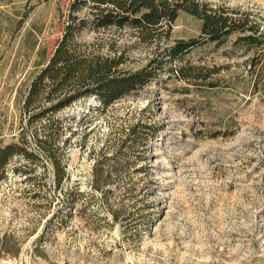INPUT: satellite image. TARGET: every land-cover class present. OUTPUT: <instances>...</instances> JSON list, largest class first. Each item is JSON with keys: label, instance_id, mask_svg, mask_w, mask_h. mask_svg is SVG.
I'll use <instances>...</instances> for the list:
<instances>
[{"label": "rangeland", "instance_id": "obj_1", "mask_svg": "<svg viewBox=\"0 0 264 264\" xmlns=\"http://www.w3.org/2000/svg\"><path fill=\"white\" fill-rule=\"evenodd\" d=\"M69 1L0 0V137L21 142L23 131L34 154L15 156L0 181V264H264V43L238 40L251 26L264 32V0H180L225 9L246 32L201 40L108 108L89 97L52 117L53 149L70 174L57 188L37 141L48 121L29 124L23 103ZM201 28L182 10L168 42L200 40ZM76 40L123 52L133 68L155 50L128 26L88 28ZM133 126L143 140L125 142ZM102 150L113 160L91 195ZM71 190L75 207L56 212Z\"/></svg>", "mask_w": 264, "mask_h": 264}, {"label": "trees", "instance_id": "obj_2", "mask_svg": "<svg viewBox=\"0 0 264 264\" xmlns=\"http://www.w3.org/2000/svg\"><path fill=\"white\" fill-rule=\"evenodd\" d=\"M85 8V13H80ZM66 11L60 10L63 17V33L55 47L47 54V48L41 50L46 59L42 67L35 73L24 99L23 106L28 113V123L32 124L47 119V137L37 138L38 143L48 152L51 162L56 167L55 183L61 187L64 179H69L65 166L57 159L53 149L56 140V120H52L57 113L67 109L75 102L94 97L98 104L94 107L105 109L115 101L129 95L130 92L157 77L166 65L181 59L200 41L221 42L236 31L246 32V28L238 19L227 14L226 10L193 2L189 6L180 0H70ZM182 10L195 15L202 23L201 39L190 38L170 41L174 21ZM133 28L140 41H147L155 47L152 57L142 67H126L123 52L110 51L95 53L83 48L77 42V37L88 28ZM249 33L239 35L238 40L246 44L261 45L264 43V32L251 26ZM133 126L125 142L142 141ZM21 142H6L0 137V181L8 175V165L17 155L28 159L34 154L30 151V141L23 137ZM1 136V134H0ZM113 160L107 151H100L93 163L92 192L103 186L106 178L103 171L111 165ZM21 168V167H19ZM18 168V169H19ZM24 174H30V168L23 166ZM29 177V176H28ZM69 195L55 203L56 212L61 209L69 211L75 207V198ZM86 193V191H85ZM105 197L108 205L110 200ZM55 202V201H54ZM53 202V203H54Z\"/></svg>", "mask_w": 264, "mask_h": 264}]
</instances>
